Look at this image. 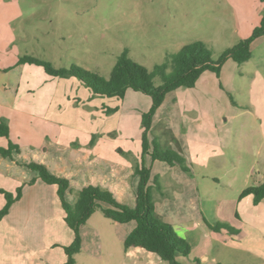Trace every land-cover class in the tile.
<instances>
[{"label": "rangeland", "instance_id": "rangeland-1", "mask_svg": "<svg viewBox=\"0 0 264 264\" xmlns=\"http://www.w3.org/2000/svg\"><path fill=\"white\" fill-rule=\"evenodd\" d=\"M263 16L260 0H0V69H13L28 56L54 68L76 65L108 79L124 50L151 71L195 41L203 42L217 61L224 50L249 38ZM12 76L1 73L0 86ZM21 93L23 109L3 111L12 117L10 141L19 147L18 161L42 163L52 174L69 179L70 204L83 185L95 184L133 206L141 117L150 109V98L131 90L122 99L100 97L74 77L52 78L41 66L29 63H23L17 94ZM152 126L148 138L155 136L163 147L168 143L164 129L179 136L190 171L153 163L151 177L157 176L163 189V195L152 193L157 218L178 228L184 224L178 210L188 215L185 208L193 212L196 205V217L198 210L210 221L232 212V217L244 219L245 201L236 211L230 207L238 206L244 188L264 178V35L252 42L246 63L226 60L218 77L204 72L194 88L166 94ZM5 141L4 148L7 140L0 139ZM144 162L152 163L149 156ZM0 181L16 183V190L24 194L0 223L3 259L16 257L14 246H37L36 258L41 261L55 260L58 253L64 256L63 237L71 231L60 216L56 186L1 159ZM252 208L250 216L264 215V207ZM134 225L114 223L96 210L81 231L85 248L74 259L78 264H167L155 255H150L151 262L145 255L125 253L123 241ZM257 229L264 234V224ZM199 230L186 238L190 254L180 264H194V259L200 263L204 253H219L204 246L209 245V229L203 225ZM246 235L248 243L253 234ZM221 250L223 260L228 254ZM200 264L215 263L209 257Z\"/></svg>", "mask_w": 264, "mask_h": 264}, {"label": "trees", "instance_id": "trees-1", "mask_svg": "<svg viewBox=\"0 0 264 264\" xmlns=\"http://www.w3.org/2000/svg\"><path fill=\"white\" fill-rule=\"evenodd\" d=\"M263 35L264 16L249 38L224 50L217 61L211 59V51L203 42L195 41L184 45L177 53L170 55L164 63L156 65L151 71L131 60L127 50H124L117 57L108 79L76 65H71L68 69L54 68L48 62L28 56L18 60V64L29 63L41 66L52 78L74 77L94 95L100 97L122 99L125 92L131 90L146 95L151 100L150 109L141 117V156L133 174L136 178L133 206L119 202L110 191L94 185L82 187L77 192L75 203L70 204L67 200V195L71 191L69 180L52 174L42 163L18 161L19 147L8 140V124L0 118V138L8 140L7 146L0 148V158L13 161L18 166L36 173L42 183L57 188L56 194L63 212V222L73 234L71 243L62 247L66 257L63 264H76L74 256L81 251L82 244L80 230L96 210H100L104 218L117 224L134 222V228L123 241L124 250L140 248L155 254L167 264H180L178 257H187L190 254V245L187 241L179 237L171 225L161 222L155 213L152 192L153 189L161 192L162 188L158 177H151L144 156H149L152 162L158 161L169 166H177L185 173L190 171L181 154L180 144L169 129L166 128L163 132L168 138V143L164 147L155 136L148 138L153 128L152 118L162 105L166 94L180 88H194L204 72L214 73L218 77L220 67L226 60H232L237 65L247 62L251 57L252 42ZM155 79L159 80L158 84L155 83ZM1 193L5 202L0 210V220L21 197L20 189L16 190L15 196L6 192ZM247 196L252 197L253 205L259 204L264 199V180L258 185L244 188L239 199ZM205 224L215 234L225 231L230 237H241L240 230L228 223L216 221L210 224L205 220Z\"/></svg>", "mask_w": 264, "mask_h": 264}, {"label": "crops", "instance_id": "crops-1", "mask_svg": "<svg viewBox=\"0 0 264 264\" xmlns=\"http://www.w3.org/2000/svg\"><path fill=\"white\" fill-rule=\"evenodd\" d=\"M250 49H251V46H250ZM6 70H8V69H0V74L3 72L13 73L14 76H12V78H10L8 80V82L5 83L3 86H0V118L4 119L6 121V123L8 124V127H9V139L8 140H10V137L12 135L11 134V127H10L12 117H10V115L8 113L3 112V111L4 110H15V108H18L17 110H19V108L23 109V93H21L19 95L17 94V92L19 91V88L21 86V82L23 81V64H19V65L16 64V66H14L13 69H9L8 71H6ZM174 137L177 139V141L179 140L178 142L180 144V138L176 133H175ZM2 139H4V138H2ZM5 144H6V141L0 142V148L2 146H5ZM180 148H181V145H180ZM19 156H20V154H19ZM18 157H17V159H18ZM104 157H106V156H104ZM0 159L1 160H8V159H2V158H0ZM8 161H10V160H8ZM11 162L14 163L15 165H17L15 162H13V161H11ZM153 163L154 162H152L151 165H149L146 162V165L148 164L150 166V170L153 166ZM173 168H175V166H170L169 169H173ZM56 176H59V175H56ZM60 177H62V176H60ZM64 178H66V177H64ZM263 180H264V178L260 179L259 181L257 180L254 182L253 185H258ZM3 184H4L3 181H0V193L1 192H6V193H10V194H12L13 192L15 193V190L17 187L16 183L8 182L6 185H3ZM189 185H194V183H191ZM1 186H4V187H1ZM84 186H86V185H83L82 187H84ZM94 186H96V185L94 184ZM161 188H162V186H161ZM154 191H156V190L153 189V192ZM162 191H163V189L161 190V192H158V191L157 192L160 195H163ZM194 193H195V189H194ZM189 194H191V192H189ZM22 196L24 198V194L22 195V193H21V198H20L21 200H22ZM194 197H195V195L192 198H194ZM241 200H243V202L245 201V206H244V208H242L243 214L245 215L244 219L243 218L239 219L237 217V215H235V214H234V217H232L231 216V214L233 213L232 212V213L227 214V215H229V217H225V216L220 217V218L217 217L216 220L210 221V220L206 219L201 214L200 211L198 212V210H197V217H196L195 216V213H196L195 209L197 208L196 205L192 206L193 212H191V210H189L188 208H185V210L188 212V215H186L183 212V209L178 210L179 215H183L181 217L183 218L184 224L180 225V227H178V228L173 227V229L179 237H181L185 240H187L186 238H188L189 234H191L192 232H193V234L201 232V230H199V229H203V225L206 226L205 220L210 224H212L216 221L225 222V223L230 222L231 224L236 226L234 228L240 230V232H241V237H230L225 231H221L219 234H215L209 229V231L211 232V236L210 235L208 236L210 239L209 245L207 244L204 246H212L219 253H216L215 255H212V256L209 255V252L204 253L203 255L200 256V263L203 261H206L210 257L211 261L215 264L220 263V262L223 264H264V234L262 235V231L257 229L258 226L260 227V226H262V224H264V215H261L260 212L254 214V216H250L248 214L249 207L250 208L253 207L252 209H254V211H258L257 209H261V207H264V199L259 204L253 205L252 197L247 196L245 198L238 200V206H235V204H233V205H231L230 208L233 209V211H236L240 205L239 202ZM4 201L5 200H4L3 194L1 193L0 194V207L1 208L4 205ZM119 202H121V201H119ZM14 204L11 206L10 210L14 207ZM10 210H9L8 214L0 220V223L2 221H4L6 217H8ZM193 214H194V216H193ZM185 215L187 216L186 219L184 218ZM25 216H26V212L23 211V218ZM60 216L62 217V221H63V212H62V215H60ZM126 224L129 225L130 222L126 223ZM241 225H243V231H242ZM83 229L80 230V233H81V231H83ZM115 230L122 231L119 228H115ZM129 230H130V228H129ZM128 232L129 231H126V234ZM247 232H251L253 234V236H251V239L248 243H245L244 241H245L246 237H248V235H246ZM94 238L97 240V236H95ZM72 239H73L72 232H71V235L68 234V232H66L64 237H63V241H64L63 245L66 246V245L70 244ZM81 240H82L81 251L78 254H80L82 252V249L85 248V246H83V244L85 245V241H83L82 233H81ZM96 240H95V244L97 242ZM13 248L16 249L17 253L22 252V255H19L16 253L15 258L10 259L8 261H5V259H3V256H4L3 250L5 249V251H6V247L0 246V264H63L66 261V257H65L62 250L61 251H62L64 256H61L58 253L55 260L50 259V260L41 261L40 259L36 258L38 256V253H39L37 246H23V247L22 246H14ZM46 248L48 249L49 246H47ZM222 248H224L226 253L228 254V257L223 258V260H221L222 259V257H221V255H222L221 249ZM124 251L127 255H131V256H138L139 255V256L144 257V255H145V257H148L149 261L154 262L153 256L151 257L150 255H155V254L146 252L145 250H142L140 248H133V249L124 250ZM147 254L149 256H146ZM187 257H178V261L180 262L181 259H185ZM30 259H33V261L30 262L29 261ZM158 259H160V258L158 257ZM75 262H76V264H78L76 260H75ZM192 262L194 264H200L199 261L196 259H194Z\"/></svg>", "mask_w": 264, "mask_h": 264}]
</instances>
